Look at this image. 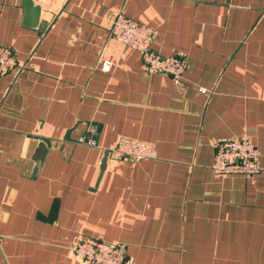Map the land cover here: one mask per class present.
<instances>
[{"label": "crops", "instance_id": "obj_1", "mask_svg": "<svg viewBox=\"0 0 264 264\" xmlns=\"http://www.w3.org/2000/svg\"><path fill=\"white\" fill-rule=\"evenodd\" d=\"M24 2L0 0L22 68L0 77V264H80L89 237L128 264H264V0H32L39 27ZM118 13L185 58L180 83L109 37ZM244 134L259 173L215 174L211 142ZM121 138L155 157L109 158Z\"/></svg>", "mask_w": 264, "mask_h": 264}, {"label": "built area", "instance_id": "obj_2", "mask_svg": "<svg viewBox=\"0 0 264 264\" xmlns=\"http://www.w3.org/2000/svg\"><path fill=\"white\" fill-rule=\"evenodd\" d=\"M109 37L123 46L136 50L141 55L143 67L150 74H166L176 83H180L187 68V62L181 54L162 56L151 45L154 40L152 28L142 25L121 13L116 14L110 23ZM21 72L16 55L8 47L0 46V77L10 72ZM95 133V130H91ZM81 144L97 146L93 138H81ZM213 162L211 170L218 175H241L251 177L259 173L260 151L248 135H238L215 139L211 142ZM111 159L122 161L144 160L155 157L154 145L131 138H121L113 147L106 150ZM80 264H128L124 245L108 243L99 238H78L70 247Z\"/></svg>", "mask_w": 264, "mask_h": 264}, {"label": "water", "instance_id": "obj_3", "mask_svg": "<svg viewBox=\"0 0 264 264\" xmlns=\"http://www.w3.org/2000/svg\"><path fill=\"white\" fill-rule=\"evenodd\" d=\"M24 5H25L26 14L28 15V23H29L28 25L31 27H39V25H38V8L33 7L32 0H25ZM37 150H38L37 160H41L42 155L46 151V149L43 146V143H41L39 145Z\"/></svg>", "mask_w": 264, "mask_h": 264}]
</instances>
